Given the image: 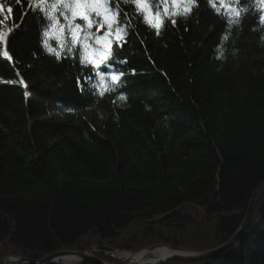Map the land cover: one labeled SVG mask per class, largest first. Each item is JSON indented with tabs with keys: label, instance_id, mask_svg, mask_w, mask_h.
Returning a JSON list of instances; mask_svg holds the SVG:
<instances>
[{
	"label": "trees",
	"instance_id": "trees-1",
	"mask_svg": "<svg viewBox=\"0 0 264 264\" xmlns=\"http://www.w3.org/2000/svg\"><path fill=\"white\" fill-rule=\"evenodd\" d=\"M148 2L155 12L156 0ZM239 4L248 12L227 32L225 19L197 0L175 24L164 18L156 35L120 3L128 35L104 53L111 72L124 75L100 96L84 83L96 78L80 64L79 45L76 56L57 60L41 44L29 0H0L8 34L0 42V260L97 255L103 245L137 252L148 242L135 244L126 231L159 218L183 235L202 228L203 251L232 240L264 182V6ZM173 7L168 0L161 13ZM187 242L161 243L194 251ZM204 264H264V189L238 243Z\"/></svg>",
	"mask_w": 264,
	"mask_h": 264
},
{
	"label": "snow or ice",
	"instance_id": "snow-or-ice-1",
	"mask_svg": "<svg viewBox=\"0 0 264 264\" xmlns=\"http://www.w3.org/2000/svg\"><path fill=\"white\" fill-rule=\"evenodd\" d=\"M168 0H156V11H152V6L148 0H116L114 7L109 6L108 0H29L31 10L37 14V20L40 22L41 44L46 52L54 55L57 60L61 59L62 54L65 58H73L77 54V45H79V62L82 66L91 65L96 78L93 83V76L84 78L86 85H91L98 90V94L103 96L105 92L115 91V86L120 82L124 73H117L115 70L111 73L99 70L100 64L112 68V64L107 63L111 59V53H104L106 47L110 48L113 40L119 41L125 39L128 35V12H124V21L118 20L120 3L133 5V12L143 23L150 28L155 29L156 35L160 34L161 23L164 18L171 19L175 24L177 15L186 17L190 14L192 7L198 6L197 0H170L174 6L171 12L167 8L163 14L160 10V4H166ZM207 3L215 10L216 14L221 15L226 22V32L233 25L241 23L240 17L248 12L246 6H241L239 0H207ZM219 4V6H217ZM259 4L264 6V0H259ZM11 13L12 9H7ZM3 13V7L0 6V14ZM260 23L264 24V8L261 9ZM93 29H95L93 31ZM7 33L0 32V42L6 43ZM227 35L221 37V46L219 51L222 55L223 42L227 40ZM56 42V47L50 44ZM92 46L93 55H87L89 45ZM104 53V57L100 55ZM3 55L11 59L7 51ZM114 63H126V61H114ZM106 77L111 83L101 88L105 84ZM77 85L83 90L80 84V78L77 77ZM26 87V85H25ZM119 99H126L120 95Z\"/></svg>",
	"mask_w": 264,
	"mask_h": 264
},
{
	"label": "rangeland",
	"instance_id": "rangeland-1",
	"mask_svg": "<svg viewBox=\"0 0 264 264\" xmlns=\"http://www.w3.org/2000/svg\"><path fill=\"white\" fill-rule=\"evenodd\" d=\"M3 1V0H1ZM262 191V190H261ZM260 193V192H259ZM259 195V194H258ZM257 195V197H258ZM256 197V199H257ZM256 202V200H255ZM255 202H254V208H255ZM251 204V203H250ZM250 207V206H249ZM254 208H253V212H252V216H253V213H254ZM194 208L192 209H188V214L190 215V217L194 218V220L196 221H199L201 219V217L197 214V212L194 213V211H191L193 210ZM165 218H159V219H156L154 222H144V223H136V225H133L131 226L126 232H128V234L130 235L129 238H133V234L135 236H137L138 238L135 239V244H136V241L138 240L139 243H144V242H148L146 245V247H143L141 248V250L137 251V252H130L128 250H123L119 247H112L111 249H108L107 246L103 245L102 248H97L96 250L99 252L97 255L94 254V252L92 251H89V252H83V253H88L92 256H94L96 259H99L101 261H103L104 263H107V264H122V260L117 258L119 256V254H123V253H131V254H136V253H140L144 250H150V249H153V248H159V247H166L170 250H173L170 246L168 245H163L161 242L162 241H165V240H170L171 242V239L172 237H176V238H183V236L185 237V240L188 241L186 244H188V246H193L194 248V251H186V250H177L179 252H188V253H193V254H200V253H206V252H210V251H214V250H210V251H203L202 249H200L201 244H199L201 242L200 240V237L199 235L200 234H203L202 232H200V230L202 228H199V229H191V230H188V231H185L186 233L183 235V232L180 233L179 231H177L176 229L174 230H168V225H163V222L162 220H164ZM201 221V220H200ZM252 221V220H251ZM200 224V222H199ZM144 227H142V226ZM141 227V228H140ZM143 228V229H142ZM145 229H150L151 232H148V233H140V232H143ZM245 231V230H244ZM243 231V232H244ZM136 232H139V233H136ZM239 232V231H238ZM237 232V233H238ZM242 232V233H243ZM236 233V234H237ZM241 233V234H242ZM150 235V237H149ZM196 236V238H195ZM236 236V235H235ZM234 236V237H235ZM234 237L232 238V240L234 239ZM128 238V239H129ZM192 239H195L197 241V245H195V240L193 241ZM240 239V238H239ZM161 240V241H160ZM175 240V239H174ZM173 240V241H174ZM231 240V241H232ZM172 241V242H173ZM199 241V242H198ZM230 241V242H231ZM229 242V243H230ZM129 243H132V242H129ZM185 243V242H184ZM238 243V242H237ZM228 244V243H227ZM226 244V245H227ZM225 246V245H224ZM223 247V246H222ZM221 248V247H220ZM218 249V248H217ZM1 251V250H0ZM68 252H77L75 250H71V251H68ZM224 252V251H223ZM222 252V253H223ZM81 253V252H79ZM105 253L113 256V262H111L110 260V257L108 255H106ZM220 253V254H222ZM219 254V255H220ZM114 255H116L117 257H115ZM217 255V256H219ZM216 256V257H217ZM98 257V258H97ZM149 259L152 258V256H149L148 257ZM215 257L213 258H210L208 260H203L201 262H194V263H187V262H166L165 264H169V263H177V264H204V263H208L209 261L213 260ZM12 259H23L22 257L18 256V255H9L8 257L6 258H2V260H0V262L2 261H9V260H12ZM24 260H27V261H30L29 263H31L32 260H28V259H24ZM36 262H39V261H36ZM28 263V262H27ZM18 264H24V263H21V262H18Z\"/></svg>",
	"mask_w": 264,
	"mask_h": 264
},
{
	"label": "water",
	"instance_id": "water-1",
	"mask_svg": "<svg viewBox=\"0 0 264 264\" xmlns=\"http://www.w3.org/2000/svg\"><path fill=\"white\" fill-rule=\"evenodd\" d=\"M263 189H264V182L254 192L248 213H247L245 220H244V223H243L241 229L239 230V232L236 234V236L234 237V239L230 243H228L227 245H225L221 248L215 249L214 251H210V252H206V253H200V254H193V253H188V252L178 253L177 255H174L171 258H168V260H166L165 262H158L155 264H165L166 262H170V261L171 262H187V263L201 262L203 260H208L210 258L216 257L217 255H219L223 251L235 246L237 244V242L239 241L241 233L244 230H246L251 224L254 202H255L256 197L259 194V192H261V190H263ZM154 249H156V248L150 249L148 251H151ZM65 256L76 257V258L80 259V261H81L80 263L107 264V263H104L103 261H101L99 259H96L94 256H92L88 253H79V252H59L53 256L46 258L45 260H42L39 262L31 261V263L32 264H51L55 259L65 257ZM17 261L21 262V263L30 262V261H27L24 259H18ZM0 264H6V261H2V262H0ZM122 264H129V263L126 261H123ZM147 264H150V263H147Z\"/></svg>",
	"mask_w": 264,
	"mask_h": 264
},
{
	"label": "bare ground",
	"instance_id": "bare-ground-1",
	"mask_svg": "<svg viewBox=\"0 0 264 264\" xmlns=\"http://www.w3.org/2000/svg\"><path fill=\"white\" fill-rule=\"evenodd\" d=\"M107 63L109 62L107 61ZM118 65H121V64L118 63ZM99 70L102 72L111 73V68L107 69V71L103 68H100ZM110 83L111 81L109 79L108 84ZM88 90L90 89L88 88ZM178 253H186V252H179V251L170 250L166 247H159L151 251L144 250L136 254L123 253V254H119L118 257L116 255L114 256L121 259L122 261L128 262L129 264H147V263L155 264L158 262H165L166 260H168V258H171L172 256L177 255ZM149 256H152V258L149 259L148 258ZM80 262H81L80 259L76 257L65 256V257L55 259L51 264H83ZM6 264H18V261L16 259H12V260L7 261ZM24 264H32V263L28 262Z\"/></svg>",
	"mask_w": 264,
	"mask_h": 264
}]
</instances>
